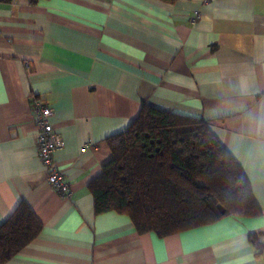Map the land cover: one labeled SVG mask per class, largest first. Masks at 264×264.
Masks as SVG:
<instances>
[{
    "label": "crops",
    "instance_id": "1",
    "mask_svg": "<svg viewBox=\"0 0 264 264\" xmlns=\"http://www.w3.org/2000/svg\"><path fill=\"white\" fill-rule=\"evenodd\" d=\"M38 103L69 198L38 159ZM143 105L203 121L260 214L167 236L96 214L106 140ZM20 207L40 230L3 264H264V0H0V225Z\"/></svg>",
    "mask_w": 264,
    "mask_h": 264
},
{
    "label": "trees",
    "instance_id": "2",
    "mask_svg": "<svg viewBox=\"0 0 264 264\" xmlns=\"http://www.w3.org/2000/svg\"><path fill=\"white\" fill-rule=\"evenodd\" d=\"M106 142L112 158L89 185L96 214H124L140 233L161 236L260 214L242 168L200 119L143 105L129 127ZM39 230L32 213L18 208L0 225V264Z\"/></svg>",
    "mask_w": 264,
    "mask_h": 264
},
{
    "label": "built area",
    "instance_id": "3",
    "mask_svg": "<svg viewBox=\"0 0 264 264\" xmlns=\"http://www.w3.org/2000/svg\"><path fill=\"white\" fill-rule=\"evenodd\" d=\"M195 19H199L198 14L195 15ZM32 114L34 123L38 127L36 136L38 159L46 173V181L54 192L69 198L72 195L70 185L54 160L56 151L62 146V141L50 123L52 111L38 103L32 109Z\"/></svg>",
    "mask_w": 264,
    "mask_h": 264
}]
</instances>
